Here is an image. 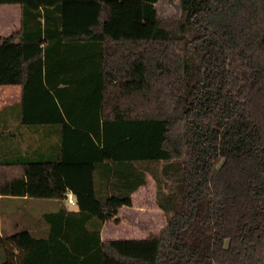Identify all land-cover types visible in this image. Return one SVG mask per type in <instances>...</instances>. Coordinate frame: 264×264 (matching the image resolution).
Listing matches in <instances>:
<instances>
[{
    "label": "trees",
    "instance_id": "1",
    "mask_svg": "<svg viewBox=\"0 0 264 264\" xmlns=\"http://www.w3.org/2000/svg\"><path fill=\"white\" fill-rule=\"evenodd\" d=\"M70 1L95 22L65 31ZM157 1L0 0L20 9L0 85L21 89L0 109V199L57 201L45 234L0 230V264H264V0ZM147 175L163 228L102 239Z\"/></svg>",
    "mask_w": 264,
    "mask_h": 264
},
{
    "label": "rangeland",
    "instance_id": "2",
    "mask_svg": "<svg viewBox=\"0 0 264 264\" xmlns=\"http://www.w3.org/2000/svg\"><path fill=\"white\" fill-rule=\"evenodd\" d=\"M178 6L179 0H159L157 3L158 11L162 16H174ZM73 9H76L75 5H64V28L70 31L85 28L87 23L83 18L70 15L74 12ZM19 18L20 9L17 4H0V36L15 30L19 25ZM17 94L14 88L0 85V109L7 105L10 100L17 99ZM25 134L29 136V133ZM29 204L28 202L26 206H19L12 210L4 200H1L0 228L2 233L11 230L10 220L12 216L22 220L29 217L30 212H32L29 211L30 208L28 209ZM33 213L38 214L39 212ZM118 215L116 221L112 219L113 222L109 223L114 232L112 238H143L149 233L159 232L163 228L166 223V216L156 205L155 182L150 175L148 181L136 194L133 208L119 212ZM15 230L17 229L12 231Z\"/></svg>",
    "mask_w": 264,
    "mask_h": 264
},
{
    "label": "crops",
    "instance_id": "3",
    "mask_svg": "<svg viewBox=\"0 0 264 264\" xmlns=\"http://www.w3.org/2000/svg\"><path fill=\"white\" fill-rule=\"evenodd\" d=\"M159 1V0H158ZM158 1L155 3L157 6ZM64 4H72L76 6V9L72 12L71 14L68 12V14L70 15H75V17H81L85 20V22L87 24L89 23H94L95 19H96V12H97V3L95 2H84V1H70V2H66ZM65 11L63 12L64 15ZM64 16H63V28H64ZM86 24V25H87ZM65 31H70L64 28ZM4 87H8V88H14L17 91V99L15 100H10V102H8V104H13L16 103L19 99H20V86L19 85H3ZM15 86V87H13ZM19 109L16 107H13V111L8 110L7 113L5 114V117L9 116L8 120L5 119L6 124L9 126L10 130H15L16 127H18V130L16 131L15 135L13 136L14 138H16L18 140V142L20 141L21 138V130L22 131H26L25 127L21 128V126L18 124L17 119H15L14 117H16V115L18 114ZM18 124V125H17ZM40 132V135L38 136V133ZM33 134H35V144L34 146L36 148L41 147L42 152L45 151L47 153L52 152L53 147L55 148V144L58 143V138L59 135L55 133L54 128L53 127H45L41 128L40 131H35ZM22 142V140H21ZM22 148H24V144L21 145ZM148 176H146V181H148ZM145 184L140 185L138 188H136L133 192H132V204L130 206H120L118 208V212L116 214L115 217H118L119 212H123L126 211L128 209L133 208L134 206V201H135V196L136 194L139 192L140 188H142ZM67 193H70L72 196V192L71 191H67ZM74 197V196H73ZM75 199V198H74ZM0 200H4L11 208L12 210L16 207L19 206H26V204L29 202V206L28 209L30 212L29 217H25V219H20V218H15V217H11L10 220V226L12 227L11 230L8 233L14 232L12 230L17 229L15 231L20 230L21 228H27L28 230H30L31 232H34L36 234H45L48 228V224L43 221V220H37L36 218H38L39 215H41L42 213L46 212V211H50V210H54L55 208H57V201L53 200V199H45V198H25L23 197H9V198H4V199H0ZM37 203V205H35ZM63 203L65 204V206L68 209H73L76 208V204L75 203H69L66 199L63 200ZM39 212L38 214H35L33 212ZM7 212V210H6ZM10 213H12L10 211ZM111 222H113L112 220L106 221L103 223L101 230H100V236L102 239H108L114 237L113 236V231L111 229ZM110 223V224H109ZM110 226V227H109ZM1 230V228H0ZM2 233V232H1ZM4 233V232H3ZM151 234V233H149ZM148 234V235H149ZM147 235V236H148ZM146 237V236H145ZM144 238V237H143ZM114 239V238H113ZM14 251L16 252V249H14Z\"/></svg>",
    "mask_w": 264,
    "mask_h": 264
},
{
    "label": "built area",
    "instance_id": "4",
    "mask_svg": "<svg viewBox=\"0 0 264 264\" xmlns=\"http://www.w3.org/2000/svg\"><path fill=\"white\" fill-rule=\"evenodd\" d=\"M66 200L69 202V203H75V199H74V197L70 194V193H67L66 194Z\"/></svg>",
    "mask_w": 264,
    "mask_h": 264
}]
</instances>
